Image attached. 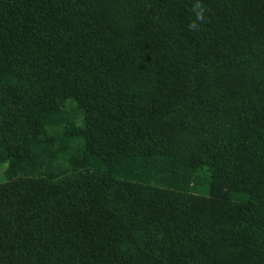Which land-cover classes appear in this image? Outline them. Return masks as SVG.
<instances>
[{"label":"trees","instance_id":"obj_1","mask_svg":"<svg viewBox=\"0 0 264 264\" xmlns=\"http://www.w3.org/2000/svg\"><path fill=\"white\" fill-rule=\"evenodd\" d=\"M3 165L0 264H264V0H0Z\"/></svg>","mask_w":264,"mask_h":264},{"label":"clouds","instance_id":"obj_2","mask_svg":"<svg viewBox=\"0 0 264 264\" xmlns=\"http://www.w3.org/2000/svg\"><path fill=\"white\" fill-rule=\"evenodd\" d=\"M195 7H199V5H196ZM197 20L201 22L203 21V11L202 10L197 14ZM189 27L192 30H196L198 28V24L194 21L193 23L189 25Z\"/></svg>","mask_w":264,"mask_h":264},{"label":"rangeland","instance_id":"obj_3","mask_svg":"<svg viewBox=\"0 0 264 264\" xmlns=\"http://www.w3.org/2000/svg\"><path fill=\"white\" fill-rule=\"evenodd\" d=\"M4 167H5V165L1 166L0 171H1L2 169H4Z\"/></svg>","mask_w":264,"mask_h":264}]
</instances>
